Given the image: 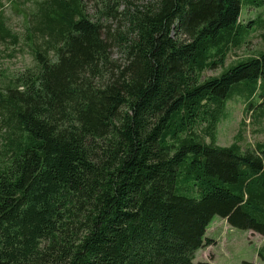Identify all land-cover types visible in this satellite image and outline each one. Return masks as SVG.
<instances>
[{"label":"trees","instance_id":"trees-1","mask_svg":"<svg viewBox=\"0 0 264 264\" xmlns=\"http://www.w3.org/2000/svg\"><path fill=\"white\" fill-rule=\"evenodd\" d=\"M244 6L38 0L35 67L0 73V264H195L215 217L264 239V145L216 140L235 97L264 121V52L225 68L264 29Z\"/></svg>","mask_w":264,"mask_h":264},{"label":"rangeland","instance_id":"rangeland-1","mask_svg":"<svg viewBox=\"0 0 264 264\" xmlns=\"http://www.w3.org/2000/svg\"><path fill=\"white\" fill-rule=\"evenodd\" d=\"M147 4L156 0H135ZM38 0H0V14L3 19V28L8 30L11 37L0 40V73L11 78L35 67L30 54L28 42L25 40L27 16L37 9ZM89 10H92L90 5ZM259 17L264 19V8L243 7L241 22L248 24ZM109 29L117 32L118 22L110 20ZM16 38L14 42L13 38ZM264 52V29L257 27L248 37L246 44L232 50L227 57L225 68L236 65L248 59L256 58ZM112 57L116 65L122 64L124 57L119 48H114ZM223 69L209 70L205 77L217 76ZM4 78L3 84L9 79ZM9 133L0 131V151L6 144ZM217 145L229 147L239 144L242 151H253L257 144L264 145V121H256L247 114L246 102L235 97L227 104L226 118H224L216 131ZM205 239L214 241L212 246L204 247L195 255L194 263L207 262L211 264H243L251 262L264 264L259 257V251L264 246V239L259 234L232 228L221 218L215 217L207 230Z\"/></svg>","mask_w":264,"mask_h":264},{"label":"crops","instance_id":"crops-1","mask_svg":"<svg viewBox=\"0 0 264 264\" xmlns=\"http://www.w3.org/2000/svg\"><path fill=\"white\" fill-rule=\"evenodd\" d=\"M222 220H223L226 224H228L226 220H224V219H222ZM228 226H229V225H228ZM210 264H211V263H210Z\"/></svg>","mask_w":264,"mask_h":264}]
</instances>
